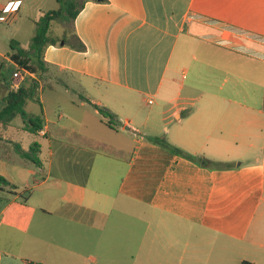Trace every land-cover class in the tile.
I'll return each instance as SVG.
<instances>
[{"label": "crops", "instance_id": "crops-1", "mask_svg": "<svg viewBox=\"0 0 264 264\" xmlns=\"http://www.w3.org/2000/svg\"><path fill=\"white\" fill-rule=\"evenodd\" d=\"M78 1L49 77L22 81L40 84L43 129L0 124L41 144L39 167L0 158L16 187L0 189V264H264V0ZM34 11L0 0L14 21Z\"/></svg>", "mask_w": 264, "mask_h": 264}, {"label": "trees", "instance_id": "trees-1", "mask_svg": "<svg viewBox=\"0 0 264 264\" xmlns=\"http://www.w3.org/2000/svg\"><path fill=\"white\" fill-rule=\"evenodd\" d=\"M60 7L56 10L45 11L42 13L41 18L36 21L35 35L31 40L29 49L17 48L15 49L13 44V53L9 54V58L18 64L21 68L29 71L32 74H37L41 77L48 72L47 63L45 61V53L49 46H57L62 42L66 43L65 37H52L51 27L54 21L73 22L80 13L82 8L81 3L78 0H58ZM40 84L37 80H32L30 84H22L17 91H13L6 86V106L0 110V124L7 126L17 117H21L24 122V128L32 134L37 135L44 126V119L42 112L40 115H32L26 111V105L28 100L35 99L37 97ZM79 100L97 110L101 115L102 122L109 128L118 131L122 125L118 117L108 108L92 101L90 98L83 94H79ZM147 139L155 144L161 145L177 154L184 155L188 159L197 160L200 166L207 167L210 165V161L204 157L193 158L189 155H185L181 150L174 148L164 138H152ZM41 144L35 141L31 144L30 148L25 150L20 143L11 142L0 137V158L13 162L21 163L24 165L41 166ZM6 187L15 189V185L10 183L8 179L0 176V189L4 190ZM30 264H42L34 263ZM242 264H253L250 262H243Z\"/></svg>", "mask_w": 264, "mask_h": 264}, {"label": "rangeland", "instance_id": "rangeland-1", "mask_svg": "<svg viewBox=\"0 0 264 264\" xmlns=\"http://www.w3.org/2000/svg\"><path fill=\"white\" fill-rule=\"evenodd\" d=\"M39 5L43 6V10L38 9ZM59 7L60 3L58 0H35V11L33 12L31 17H27L25 13H22L19 21H14L11 17L7 23L0 24V52L4 53V57H0V109L4 105V101L1 98V93L3 92V88H1V85L3 82L5 83V81L10 80L14 72L13 66L6 60L9 57L8 55L13 53L14 51L12 48V44L15 49L19 47L29 49L28 44L35 35L36 21L41 18L43 12L56 10ZM70 26L71 22L54 21L51 27L52 37H57L60 39V37H63L64 34L67 36L71 35L72 31L70 29ZM182 43L183 42H180V45L176 52V56L181 50ZM6 56L7 58H5ZM47 77H49L48 72L43 74L40 78L41 80L45 81ZM189 78L190 74L184 81L186 83L189 82ZM26 111L33 114H35V112H39L40 114V104L34 100H29ZM20 121L21 118H18L15 123H19ZM151 137L159 138L153 135H151ZM125 145L126 148L131 149V143H127ZM173 232L175 233L174 230ZM1 264H22V262H20V260L15 261L11 257L6 258L5 256H2Z\"/></svg>", "mask_w": 264, "mask_h": 264}, {"label": "built area", "instance_id": "built-area-1", "mask_svg": "<svg viewBox=\"0 0 264 264\" xmlns=\"http://www.w3.org/2000/svg\"><path fill=\"white\" fill-rule=\"evenodd\" d=\"M8 17L3 13H0V23L8 22ZM32 73L29 71L21 68L20 66L16 67V70L13 72L10 82V89L13 91H17L20 86L22 85V81L24 80L25 76H31Z\"/></svg>", "mask_w": 264, "mask_h": 264}, {"label": "water", "instance_id": "water-1", "mask_svg": "<svg viewBox=\"0 0 264 264\" xmlns=\"http://www.w3.org/2000/svg\"><path fill=\"white\" fill-rule=\"evenodd\" d=\"M61 45L63 46V45H64V43L62 42V43H61Z\"/></svg>", "mask_w": 264, "mask_h": 264}]
</instances>
